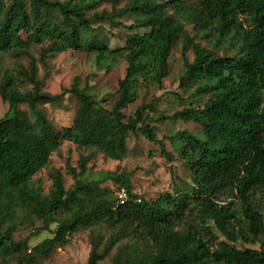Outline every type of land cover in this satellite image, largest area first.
<instances>
[{
    "label": "trees",
    "instance_id": "1",
    "mask_svg": "<svg viewBox=\"0 0 264 264\" xmlns=\"http://www.w3.org/2000/svg\"><path fill=\"white\" fill-rule=\"evenodd\" d=\"M102 2L110 3V11L95 10ZM119 3L0 0V53L21 55L28 43L18 37L25 33L29 43H47L52 51H86L106 71L125 62L110 107L95 100L86 125L56 128L40 105L57 104L67 94L90 102L96 95L85 92L88 84L74 82L50 93L32 72L30 92L24 93L0 58V98L8 104L0 118V264L10 258L41 264L80 228L90 234L85 264L106 257L111 264H264L261 249L235 245L264 239V0ZM102 23L128 31L123 45L109 46ZM177 44L183 60L178 85L193 87L189 104L165 115L157 113L152 97L126 115L123 110L137 99L142 83L162 85ZM165 119L191 121L201 136L177 130L169 138L173 154L166 152L153 125ZM139 133L159 143L166 158L182 161L190 180L185 188L174 186L146 199L132 190L131 171L92 173L86 167L96 153L122 159L129 135ZM64 141L89 152L79 158L78 172L69 169V187L59 169L50 172L51 188L44 194L33 176ZM16 211L36 217L41 221L36 233L47 230L51 236L32 247L27 240L15 241L6 223Z\"/></svg>",
    "mask_w": 264,
    "mask_h": 264
},
{
    "label": "rangeland",
    "instance_id": "2",
    "mask_svg": "<svg viewBox=\"0 0 264 264\" xmlns=\"http://www.w3.org/2000/svg\"><path fill=\"white\" fill-rule=\"evenodd\" d=\"M124 3L125 0H120L118 6H122ZM102 9L110 11V3L102 2L95 8L97 11ZM124 23L129 25L131 19H124ZM100 27L101 33L107 37L110 47L123 45V38L128 32L125 28H111L106 23L100 24ZM187 28L190 27L188 26ZM27 35L23 33L18 37V42L28 43L21 55L12 56L9 53H0L2 67L13 69L16 75L17 87L20 91L24 93L30 92L32 80L34 79L31 74L34 72L38 79H44L43 89L50 93H58L76 82L79 87H83L87 83L88 89L85 92L89 95H96L88 102L84 98H76L67 94L57 104L40 105L56 128L73 123H75L77 128L86 125V122L93 115V102L95 100L105 107L112 105V100L117 91L118 80L124 74V60L120 59L113 63L111 69L106 71L103 68H98L94 63L93 57L86 51L70 49L52 51L53 48L49 49L50 47H46L47 43L42 45L29 43V36ZM51 51L54 52L52 55ZM185 56L191 61L193 58L191 50H187ZM182 61L181 47L180 44H177L171 51L169 73L164 78L162 85L159 87L155 84L145 85L142 83L139 87L137 99L127 105L123 110L124 113L131 115L139 105L148 104L152 97L157 98V113L170 115L174 111L187 106L190 102L188 95L193 87L184 88L178 85V77L182 71ZM46 75L47 77H45ZM19 107L28 111L25 104H19ZM7 110L8 104L0 98V118L5 115ZM153 125L156 129L158 140L165 146V151L172 154L173 147L169 138L177 130L185 129L201 136V133H199L200 128L191 121L165 119L155 121ZM88 152V149L77 147L74 142L64 141L58 150L51 154L48 165L33 176V184L40 186L42 193L46 194L51 188L50 172L54 169H59L63 175L65 188L69 187L73 183V179L68 173L69 169L78 172L79 158L86 156ZM86 167L92 173L115 169L118 171L122 169L131 171L132 190L146 199L155 198L165 191H173L174 186L183 189L190 183L182 161L175 157L173 159L166 158L161 153L159 143L146 140L140 133L129 135L127 153L122 159L105 158L101 153H96L86 162ZM105 184L113 189L115 188L110 182ZM7 224L11 228L14 240L21 242L27 240L29 247L51 236V233L47 230H41L37 234L36 229L41 226V221L25 211H16L15 217L8 219ZM53 227L54 225L52 224L50 228L53 229ZM235 245L239 248L261 249L264 252L263 238L253 243L239 241ZM90 248L89 231L85 228H80L70 236L69 242L65 246L58 248L41 264H85ZM9 264H16L15 258H10ZM98 264H111L110 258L106 257Z\"/></svg>",
    "mask_w": 264,
    "mask_h": 264
},
{
    "label": "built area",
    "instance_id": "3",
    "mask_svg": "<svg viewBox=\"0 0 264 264\" xmlns=\"http://www.w3.org/2000/svg\"><path fill=\"white\" fill-rule=\"evenodd\" d=\"M118 198L119 200L122 202L125 198V193L123 190H121L119 193H118Z\"/></svg>",
    "mask_w": 264,
    "mask_h": 264
}]
</instances>
